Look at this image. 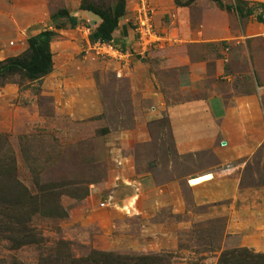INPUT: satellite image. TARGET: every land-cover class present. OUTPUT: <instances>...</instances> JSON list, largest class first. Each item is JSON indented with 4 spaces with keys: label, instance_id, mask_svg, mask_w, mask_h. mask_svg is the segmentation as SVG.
<instances>
[{
    "label": "rangeland",
    "instance_id": "374dc122",
    "mask_svg": "<svg viewBox=\"0 0 264 264\" xmlns=\"http://www.w3.org/2000/svg\"><path fill=\"white\" fill-rule=\"evenodd\" d=\"M177 1L146 0L164 40L124 63L89 49L101 21L81 8L112 10L118 0H0V63L24 58L30 38L57 34L47 77L0 76V264H218L237 249L264 255V0H223L245 9L224 12L232 36L188 55L224 63L208 84L220 92L234 84L260 103L261 140L235 176L229 155L176 153L161 100L175 106L197 96L180 89ZM203 1L194 14L222 13ZM138 2L126 0L121 21L132 35ZM63 11L75 27L56 18ZM118 45L131 50L134 40ZM225 141L217 142L226 152Z\"/></svg>",
    "mask_w": 264,
    "mask_h": 264
},
{
    "label": "crops",
    "instance_id": "0c3cea01",
    "mask_svg": "<svg viewBox=\"0 0 264 264\" xmlns=\"http://www.w3.org/2000/svg\"><path fill=\"white\" fill-rule=\"evenodd\" d=\"M201 2L204 1L197 0L191 6L176 8L178 49L185 55L183 63L178 65V77L182 83L180 89L197 96L180 101L175 106H168L161 100V107L170 118L178 156L208 149L214 155L231 156L229 164L234 168L238 165L237 161L245 160L258 148L257 143L261 139L257 131L263 120L262 110L257 97L236 94L231 77L226 78L232 84L228 92H220L219 88L208 84L209 79L224 72V63L217 61L212 66L210 61L188 56L190 48L201 49L232 36L229 15L226 13L222 12L218 16L200 9L198 13H193L192 6L203 4ZM67 10L72 17L76 16L77 13L71 12L69 8ZM122 24L114 34V41L126 46L130 40H135V35ZM130 64H134V61ZM155 96L164 97L158 93ZM218 139L226 140L223 148L228 147V151L219 147ZM236 170L234 168L229 174L237 175Z\"/></svg>",
    "mask_w": 264,
    "mask_h": 264
},
{
    "label": "trees",
    "instance_id": "16d2710c",
    "mask_svg": "<svg viewBox=\"0 0 264 264\" xmlns=\"http://www.w3.org/2000/svg\"><path fill=\"white\" fill-rule=\"evenodd\" d=\"M177 1V0H176ZM197 0H189L187 3L176 2L181 7L191 6ZM222 12L243 14L244 10L238 6H226L223 0H210ZM247 7V3L236 1ZM82 10L97 16L101 24L90 35L91 43H112L114 34L118 30L126 11V0H118L114 9L107 11L95 7H84ZM57 19L68 18L72 27L76 26L77 20L70 17L65 11L59 13ZM57 38V34L52 31L43 32L28 40V54L24 58L11 59L5 63H0V76L11 74H25L32 82L41 81L47 77L53 68V55L51 44ZM18 246V245H17ZM264 255H256L247 249H237L224 252L218 264H264Z\"/></svg>",
    "mask_w": 264,
    "mask_h": 264
},
{
    "label": "built area",
    "instance_id": "2783aa9c",
    "mask_svg": "<svg viewBox=\"0 0 264 264\" xmlns=\"http://www.w3.org/2000/svg\"><path fill=\"white\" fill-rule=\"evenodd\" d=\"M132 24L135 40L131 50H125L114 41L109 44L88 42L89 49H93V52L97 54L107 55L119 60V62L126 63L137 54L144 57L155 46L154 44L164 40L155 32L153 16L146 0H139ZM262 90L264 89L258 88V93L261 94Z\"/></svg>",
    "mask_w": 264,
    "mask_h": 264
}]
</instances>
